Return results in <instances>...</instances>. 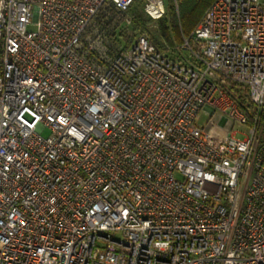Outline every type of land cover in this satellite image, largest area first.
Masks as SVG:
<instances>
[{
    "label": "built area",
    "instance_id": "obj_1",
    "mask_svg": "<svg viewBox=\"0 0 264 264\" xmlns=\"http://www.w3.org/2000/svg\"><path fill=\"white\" fill-rule=\"evenodd\" d=\"M136 1L0 0V264H264V0Z\"/></svg>",
    "mask_w": 264,
    "mask_h": 264
},
{
    "label": "trees",
    "instance_id": "obj_2",
    "mask_svg": "<svg viewBox=\"0 0 264 264\" xmlns=\"http://www.w3.org/2000/svg\"><path fill=\"white\" fill-rule=\"evenodd\" d=\"M215 0H178V6L174 0H168L167 12L158 19L150 17L144 9L143 1L137 0L133 3L128 14L132 17L133 35L127 37L126 45L132 43L137 32L149 31V23L155 21L157 29L154 33H148L156 48L166 51L175 44L182 43L184 37H189L201 21L206 9ZM117 20V22L115 21ZM122 15L112 10L105 25L110 30V35L118 41L117 36L124 34L120 30L122 26Z\"/></svg>",
    "mask_w": 264,
    "mask_h": 264
},
{
    "label": "rangeland",
    "instance_id": "obj_3",
    "mask_svg": "<svg viewBox=\"0 0 264 264\" xmlns=\"http://www.w3.org/2000/svg\"><path fill=\"white\" fill-rule=\"evenodd\" d=\"M167 4H168V0H167ZM30 27H31V29H33V28H34V25H31ZM156 29H157V25H156L155 21H151V22L149 23V31H148V33H149V34H150V33H154V32L156 31ZM120 30H122V32H124V34H122V35L119 34V35L117 36L118 40H119L121 43L126 42L125 39H127V37L132 36L133 31H134L130 25H126V24H122ZM146 32H147V31H146ZM138 33H139V32H137L136 34H138ZM135 36H136V35H135ZM183 42H184V39H183ZM183 42H182V43H183ZM176 43H177V44H181V43H178V42H176ZM208 117H209L208 113H206V112H202V113L200 114V117H199V123H200V124H204V123L206 122V120L208 119ZM221 117H222V114H221L220 112H216V113L213 115L212 120H213L214 122H217V123H218V122L220 121ZM236 128L242 130V129H243V126H238V125H237ZM215 132H216L218 135H222V134H223V132L220 131V130H215ZM42 134H43L44 136H48V135L50 134V129H49V128H45V129L43 130ZM237 136L240 137V138H243V137H244V135H243L242 133H239Z\"/></svg>",
    "mask_w": 264,
    "mask_h": 264
}]
</instances>
